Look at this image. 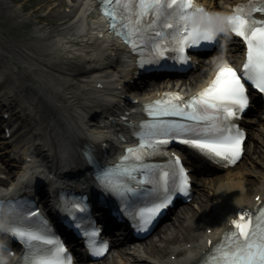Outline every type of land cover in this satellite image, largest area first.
Segmentation results:
<instances>
[{
  "label": "snow or ice",
  "instance_id": "snow-or-ice-1",
  "mask_svg": "<svg viewBox=\"0 0 264 264\" xmlns=\"http://www.w3.org/2000/svg\"><path fill=\"white\" fill-rule=\"evenodd\" d=\"M112 2L104 0L103 5L105 13L112 18V28L117 29L118 34L134 48L151 52L147 60L142 57L141 67L159 65L162 58L169 55L167 45H171V51L175 53L172 59L187 64L191 62L187 55L190 49L219 42L215 24L205 25L203 20L196 19L197 11L203 9L195 0H115L114 7ZM253 11L264 12V0L237 4L234 12L226 17L225 31L242 38L247 46L241 70L225 62L208 85L192 97L168 93L166 98L150 103L147 110L153 119L139 122V130L135 133L140 139L139 145L127 148L129 155L121 157L122 162L133 157L131 166L108 165L97 171L101 189L118 195L122 201L130 198L129 194L141 191L144 182L152 185L150 191L154 195L150 202L133 214V221L140 229H146L172 202L174 195L189 191V170L179 155L166 152L164 146L174 140L181 141L218 162L235 164L241 157L245 133L233 123V118L242 114L250 103L249 88L243 77L264 93V20L252 16ZM146 15L150 17L149 21H145ZM161 18L165 20L164 28L172 29V32L167 34L170 39L156 42V38L148 36L147 29L153 28ZM125 21L126 32L118 28ZM163 36V31L156 33L157 38ZM168 116L183 119L163 118ZM156 155H166L169 159L161 164L144 163L146 157ZM56 207L82 230L80 215L86 207L83 202L60 200ZM120 207L124 209L125 203ZM5 211L9 223L0 226V232L11 234L25 246L22 260L13 264H73L68 248L51 232L47 220L41 216L39 225H36L38 209L27 201H0V215ZM260 211L255 226L251 215L244 210L230 221L234 229L225 232L227 244L218 249L219 259L214 264H264V208ZM98 231L93 225L84 235L89 252L102 256L108 251V244L94 243ZM3 248L8 251L6 244Z\"/></svg>",
  "mask_w": 264,
  "mask_h": 264
},
{
  "label": "bare ground",
  "instance_id": "bare-ground-1",
  "mask_svg": "<svg viewBox=\"0 0 264 264\" xmlns=\"http://www.w3.org/2000/svg\"><path fill=\"white\" fill-rule=\"evenodd\" d=\"M76 1L79 2L77 6L72 4V13L77 11L78 16L73 22L70 20L72 13H63L57 11L52 22L51 30L44 36H41L43 43L40 45L39 50L36 48V46L30 44H25L30 46H25V48L36 55V57L40 58V60L50 69H53L54 66L51 62L46 60V57L50 56L52 53H55L57 50L64 54L63 58L60 59L61 63L63 64L71 62V59L67 56V54L71 53L72 51L82 53L83 58H85L83 59V62L92 64V66L90 68H83L80 71L74 72L73 77L79 75L84 77L85 80L83 83L85 86L90 88L91 93L89 95L79 97L80 94H71L70 92H66L64 93L65 99L58 98L56 96V92L46 90V87H50L47 82H39V80L36 78V84L33 85V88L37 90L39 97L44 99L49 104V121L53 120V123H46L42 130V127L38 121L33 118L29 119V121L26 123V125H29V130L20 131V135H24V137L20 140L16 139L19 140L18 143L13 144L14 148L10 150L14 153L16 152L17 154L22 153L23 159L29 153L28 148L32 147L33 145L32 136H41L44 131H46L45 138L52 149L51 157L47 161L49 163L62 160L70 162L73 167H77L79 165L83 166L84 162L79 157V149L84 147V145L88 146V148L94 150L98 154H101L103 151L99 147V142L102 140L107 142L108 136L106 131L102 128L104 119L97 116L96 111L105 108L103 104L117 100L116 96L121 93V91L116 88L117 85H125V77L128 74L131 75L133 73V71L129 70V65L127 63L128 58L120 57L119 61L116 60L118 53H122V48L120 42L117 39L112 38L109 33L106 32V25L95 13L96 0ZM202 1L218 13L220 11H228L232 3L238 0ZM237 49L238 46L236 43L231 41L230 45L224 49L221 55L210 57V60L206 61L202 65V70L198 71V73H196V75L193 77L195 81H192V84H189L190 86L188 88L192 89L200 87L206 81L204 78L209 74L210 68L215 67L225 58V56L227 57L232 51ZM11 58L14 59V57ZM1 59L2 58H0V61H2ZM4 75L6 77L7 86H11L13 84V79H16L17 76L15 67L9 65L5 66ZM70 84V82L67 83V85ZM97 84L102 85V87L96 89L97 87L95 85ZM135 86L138 85H134L133 87ZM127 88L129 89L131 86H128ZM138 88L142 94L140 96L143 98H149L154 94L150 87L145 86L143 88ZM22 105L23 99L19 97L17 102V106L19 108L16 110V112H13V115L17 113L20 114L22 108L20 106ZM24 110H26V107H24ZM261 115L262 113L260 110L259 112H254L253 117H250L253 121L251 123H247L246 125L253 128L252 124L254 121L255 123L261 124V121L264 119V117ZM93 119H96V121L91 122ZM248 120L250 121V119ZM124 136L127 137L126 135ZM4 140L6 139L4 138ZM111 143H113L115 146L114 151H116L117 147H119L117 146L118 142ZM108 156L109 153L100 158H106ZM193 156L194 154L192 153L187 154L186 160L190 164ZM1 157L2 156L0 155V161L3 170H9L10 172L13 171L11 169L13 166L12 162H9ZM258 163L260 162L258 161ZM37 169H39V167H34L31 175L26 178V180L17 188L23 189L24 187H27V185H32V183L37 180L38 177H40L37 175ZM211 172L212 170H202V173H205V175H210ZM248 173H250L248 169L241 167L230 172V174L224 178V181L220 183L217 189H215L216 194L213 195V200L216 206L213 207L214 213H212V215H208V209H206L204 213V217L206 218L204 221L209 224V228H212L210 232L207 233L204 230V233L202 232L203 234H200L201 231L199 229V225H193V232L191 234L193 235V237H191V247L181 250L180 245L183 243H180L179 246H174L172 253H175L177 257L174 260H171V257L160 260L161 264H188L190 258H199L200 250L208 248L205 244V240L208 237L213 238L218 236L219 229L221 227L223 228L227 226L228 219L233 216L237 208L252 206L255 203L253 201V197L257 194H260V197L264 198V169L262 172L259 171V173H250L255 175L259 181V184L255 189L256 192L253 196L247 197L245 192L240 190L242 180ZM79 175L87 179L85 183H87V185L90 187V181L85 174L84 168L80 171ZM197 178L199 179V177ZM213 180L214 178L212 176L208 181L211 183ZM246 182H250L249 185L254 183L253 180H247ZM190 215L193 216L189 213L186 215V217H189ZM166 229L168 232H163L159 237L160 246L162 247H157V243L152 240L146 242L145 244L134 243L133 248L135 250L128 251L125 247L127 240L116 242L114 245L116 246L115 250L117 251V256L119 258L116 264H132V262L129 263L128 261L133 258L143 261L145 259L143 257V251L145 253L150 252L152 256L159 255L163 251L164 247H167L171 241L178 240V238H183L186 235L188 236L189 232L191 231V224L183 218L178 220L177 224L173 223ZM195 230L197 231L194 232ZM194 248H197V250H194ZM110 250L111 249L108 250L107 255L109 254ZM138 251H141L142 253H139ZM79 259H81V257H79Z\"/></svg>",
  "mask_w": 264,
  "mask_h": 264
},
{
  "label": "rangeland",
  "instance_id": "rangeland-1",
  "mask_svg": "<svg viewBox=\"0 0 264 264\" xmlns=\"http://www.w3.org/2000/svg\"><path fill=\"white\" fill-rule=\"evenodd\" d=\"M69 2V0H0V47L5 52L9 53V55L13 56L23 66L18 68L19 75L26 77L34 83H36V78L40 82H47L50 86L46 87L47 91H52V89H62V92L79 93L83 96L86 95L89 90H85V86L81 83L79 78L60 74L56 71L55 65H59L60 62H57V60L63 58V53L57 50L55 53H52L50 56L46 57L47 61L54 64L55 69L53 70L48 68L40 60V58L36 57V55L25 48V46L30 47L29 45L25 44H30L36 46V48L39 50L40 45L43 43L41 36L47 34L51 30L52 22L57 11L63 13L68 11L67 9L70 8ZM77 16L78 12L75 11L72 13L70 20L73 22ZM69 56L74 57L72 58V62L70 64H66V66H73L76 70L82 69V67L85 66L84 64H80L77 67L75 66L77 63H81L83 58L82 54H70ZM201 70L202 68L199 69V71ZM196 73H198V71ZM195 75L183 79L184 84L188 82L187 80L190 81ZM68 82L71 84L67 86ZM157 87L159 86L153 85L150 88L151 90H155ZM82 92L86 93L82 94ZM28 93L30 95H35L36 97V92L29 90ZM139 93L141 92L139 91ZM58 98L63 97L60 96ZM35 101L41 112H43V120L40 122V125L43 127V125H45V123H47L49 120L48 107L38 97ZM252 131L253 132L247 141L245 155L235 168L224 171L212 170L210 175L200 174V179L198 180L195 187V194L192 201L177 208L174 214H172L170 218L167 219V221H163V223L158 226L157 230H155V233L153 234L155 237L150 236L140 241L149 242L150 240L160 237L163 232H168L166 229L167 227H170L173 223L177 224L178 220L183 218L191 224V231L189 230L190 232L188 236L186 235L183 238H178V240L171 241L172 243L190 242V240H192L191 237H193V235H191L193 232L192 227L196 224L199 225V229L201 231L200 234H203L202 232H204L205 228L209 226V224L204 221L206 219L204 217V213L206 209H208V215H212V213H214L212 195L220 183L224 181V178L230 174V172L241 167H245L250 173H256L263 170V167L259 165L258 161L264 163V119L261 121V124L255 125V128ZM1 141L2 140L0 139V142ZM1 153L3 158L9 160L8 152H4V150L0 148V154ZM10 161L13 164L11 169H16V162L14 160ZM1 172H4L2 166H0V178H2ZM250 173L245 175V178L243 179L244 182L242 184H245L246 194L249 195V197L256 192L255 189L259 182L256 176ZM212 176L214 180L210 183L208 180ZM247 180H253L254 183L249 185L250 182H246ZM194 206H198V208L195 209ZM189 213L193 216L190 215L189 217H186V215ZM196 231L197 230L194 232ZM125 247L129 249L128 246ZM168 252L169 249H163L161 258H165ZM117 254L118 253L114 248L104 261L95 264H116L117 260L119 259ZM130 262H132V264H150L148 261H140L136 260L135 258L131 259Z\"/></svg>",
  "mask_w": 264,
  "mask_h": 264
},
{
  "label": "clouds",
  "instance_id": "clouds-1",
  "mask_svg": "<svg viewBox=\"0 0 264 264\" xmlns=\"http://www.w3.org/2000/svg\"><path fill=\"white\" fill-rule=\"evenodd\" d=\"M7 257L3 255L2 250H0V264H5Z\"/></svg>",
  "mask_w": 264,
  "mask_h": 264
}]
</instances>
